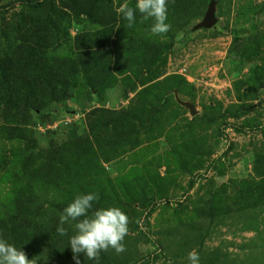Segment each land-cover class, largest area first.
Here are the masks:
<instances>
[{
  "label": "rangeland",
  "instance_id": "obj_1",
  "mask_svg": "<svg viewBox=\"0 0 264 264\" xmlns=\"http://www.w3.org/2000/svg\"><path fill=\"white\" fill-rule=\"evenodd\" d=\"M13 1L0 0V86L20 80L21 96L17 106L6 104L12 87L0 89L1 225L28 201L27 228L45 229L61 247V204L95 193L89 216L118 207L129 229L126 250L101 252L98 264H188L193 250L200 264H264V0H214L215 24L198 30L209 0H171L170 31L160 36L138 11L127 27L118 11L125 0L91 1L90 15L74 13L69 0H43V7L35 4L41 0ZM34 11L49 19L40 48L49 68L60 59L81 63L92 51L93 81L86 67L78 80L55 69L51 85L33 79V67L29 77L15 71V37L34 32ZM240 29L247 32L229 33ZM150 108L159 120L152 131L144 124ZM10 129L27 139L8 140ZM70 131L98 164L76 177L55 167L66 171L59 178L48 162ZM64 227L69 239L72 227ZM69 248L61 250L67 256L43 253L36 264H75Z\"/></svg>",
  "mask_w": 264,
  "mask_h": 264
},
{
  "label": "trees",
  "instance_id": "obj_2",
  "mask_svg": "<svg viewBox=\"0 0 264 264\" xmlns=\"http://www.w3.org/2000/svg\"><path fill=\"white\" fill-rule=\"evenodd\" d=\"M24 1L29 2L30 0H14L13 2H24ZM91 1L95 2V0H69L67 4L70 5L69 6L70 9H73L72 7H74V11H75L74 13L78 15H82V14L90 15V12H88L86 9L90 7L94 8V4ZM53 3L54 2H51L52 8L54 7ZM170 3L171 0H169L168 6L170 5ZM35 4L37 7H43L44 5L43 0ZM46 4L47 5L49 4L48 0H46ZM102 10L103 9H101L100 11ZM35 12L36 11L33 12L34 14L33 18L36 17V21L35 19H31V21H33V24H35L34 32L31 33L22 32V34L19 33L18 36L15 37V41L18 40V43L15 46V50H16L15 62L16 64L21 66L20 68L15 69V71L21 75L25 74L26 77H29L30 75L28 74L27 70H29L30 67H33L35 73L32 75V78L37 81L41 79L42 82H44L46 85H51L52 83H54L56 79V73L54 72L55 69H60L61 75H63L64 77L66 75H70L74 77V79L78 80L80 79L79 74L81 72V70L79 69L82 67H86L85 70L88 73L87 76L88 77L91 76L93 81L97 74L96 73L97 67L94 65L96 62L95 57L92 54H90L92 51H89L88 54H85L86 57L81 61V63H77L76 60L69 61L66 59H60L59 65H57L55 62L53 67L51 66V68H49V65L45 63L44 59L41 58V51H40V48H43L42 40L44 38L45 30L47 31L49 19L46 17V20L45 19L38 20V17L42 18L41 13L39 12L35 14ZM246 32L247 31L245 29H240L239 31H231L229 33L232 34L233 36H236L239 33L245 34ZM23 69L26 70L25 73L22 71ZM57 71L59 72V70ZM5 73L8 74V71H6ZM37 75L40 77H37ZM19 81L20 80H18V82H15L14 86L12 87V84L9 83L10 82L9 78H7L6 83H3V85L0 86V89H3L4 84L5 86H7V84L9 83V85L12 87V88L7 87L8 90L4 96L5 98L4 103L17 106L18 98L21 96L20 90L18 91V87L21 84ZM49 96L54 98V96L57 95L54 92L50 91ZM65 97L66 95L64 92L62 94H59L57 98L59 101H61ZM25 102L28 104L27 101ZM154 113L155 111L152 108L146 110V114L149 117L144 118L145 119L144 124L147 125L146 129H148L149 131H152L153 124L154 125L159 124V120L155 117ZM131 114L133 115V117L138 118L137 113L132 112ZM25 134L26 131L10 129L7 131L6 138L8 140H15L18 138L27 139L26 138L27 136ZM70 134L72 137L69 136L68 140L64 144L60 146L55 145V151L51 153L50 155L51 158L50 161L48 162V170H47L48 173H55L59 178L63 177L62 174H64L66 171H67L66 174H71L74 175V177H76L78 175L77 174L78 170H82L84 168L85 171L91 170L93 168L92 164L90 163L91 161H93L96 165L98 164L97 155L94 152H89L87 150H84V147L83 148L81 147L82 143L79 141V139L75 135H72L71 131ZM85 143H90V142L89 140L88 142L85 141L83 145H85ZM113 143H114L113 146L115 144H117L118 147L121 146L119 140L116 142L114 141ZM25 149L27 151H31L33 147L27 146L25 147ZM50 162L51 164H49ZM52 165L54 167H51ZM55 167L65 168L66 171L65 172L63 171L61 173V170L53 169ZM83 174L84 175L82 174L81 175L86 178L90 176V174L86 172ZM50 185L53 184L50 183ZM191 186L192 183L190 187ZM105 201L106 199H104V202ZM71 202H73L72 198L68 199V201L61 204V206L67 207ZM16 206H17L16 209L18 208L17 212H15V215L12 214L7 218L6 225H1L2 223H0V238L5 239L8 243L14 245L17 249L23 251L29 260L39 258L43 253H45L46 255L49 254L66 255V253H64L66 251H61V250H63L62 247L65 243L69 244L68 236H59V239L62 240L61 242L59 241V243L62 245H60L61 247H56V245L58 244L50 242V238L45 233L46 232L45 229L43 230L40 227H36L34 229L27 228L28 227L27 224L29 223V220H31V218L28 217V214H30V211L34 207L33 203H30L28 201H24V202L21 201L18 205L16 204ZM33 219L34 218H32V220ZM58 225H59V221H58ZM1 226L3 227L5 226L6 229H4L5 227L1 229ZM1 230H6V231H1ZM41 232H43L45 236L43 238L39 237V240H37L36 236H38V234ZM54 241H58V240L56 239ZM50 243H52V245H50ZM69 249H67V251H71V249L70 250ZM80 256L85 257L84 254H80L79 257ZM212 258L216 260L215 256H213Z\"/></svg>",
  "mask_w": 264,
  "mask_h": 264
},
{
  "label": "clouds",
  "instance_id": "obj_3",
  "mask_svg": "<svg viewBox=\"0 0 264 264\" xmlns=\"http://www.w3.org/2000/svg\"><path fill=\"white\" fill-rule=\"evenodd\" d=\"M168 2L169 0H136L135 7H132L125 0L118 11L127 21L128 28L133 27L137 11L144 20L152 19L154 23L150 34L160 36L167 34L171 27L166 23ZM98 199V194L95 193L77 195L59 217L56 229L59 236H68L65 224L72 227L74 234L69 237V246L74 254L75 264H80V254L98 264L101 252L112 249L116 254H121L126 250L124 240L129 232L127 215L118 207H109L95 210L89 216L93 201ZM187 260L188 264H200L199 254L195 250L188 253ZM0 264H36V260H29L23 251L0 238Z\"/></svg>",
  "mask_w": 264,
  "mask_h": 264
},
{
  "label": "water",
  "instance_id": "obj_4",
  "mask_svg": "<svg viewBox=\"0 0 264 264\" xmlns=\"http://www.w3.org/2000/svg\"><path fill=\"white\" fill-rule=\"evenodd\" d=\"M215 6H216L215 1L214 0H209L208 6H207V10H206V12L204 14L203 20L201 21V23L197 24L194 27V30L210 29L211 27H213V25L216 22V19H215ZM178 103L180 105H182L183 107H185L186 109H188L192 116L195 114L193 106L190 105L189 103H183V102H179V101H178Z\"/></svg>",
  "mask_w": 264,
  "mask_h": 264
}]
</instances>
